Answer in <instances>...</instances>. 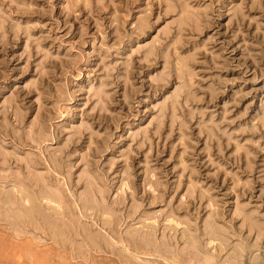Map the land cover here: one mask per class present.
I'll use <instances>...</instances> for the list:
<instances>
[{"label": "rangeland", "instance_id": "374dc122", "mask_svg": "<svg viewBox=\"0 0 264 264\" xmlns=\"http://www.w3.org/2000/svg\"><path fill=\"white\" fill-rule=\"evenodd\" d=\"M182 2L199 24L179 22ZM182 82L190 98L180 94L173 115ZM30 171L61 199L41 195ZM87 172L103 205L84 203ZM0 188L41 213L1 216L0 264L102 252L189 264L193 246L233 264L237 243L236 264L263 263L264 0H0ZM243 211L261 223L259 238ZM210 216L228 241L205 235ZM47 222L70 242L56 243ZM141 231L158 244L138 242ZM12 235L41 255L19 258Z\"/></svg>", "mask_w": 264, "mask_h": 264}, {"label": "bare ground", "instance_id": "6f19581e", "mask_svg": "<svg viewBox=\"0 0 264 264\" xmlns=\"http://www.w3.org/2000/svg\"><path fill=\"white\" fill-rule=\"evenodd\" d=\"M180 15H179V22L182 23H194V24H199V15H198V10L196 8H194L192 5H190L188 2H182V4L180 5ZM186 62V61H185ZM182 65V64H181ZM185 72V71H184ZM180 76V75H179ZM186 77V76H185ZM183 79V77H181ZM180 78V79H181ZM182 81V80H181ZM185 81V80H184ZM180 85V84H179ZM178 85V86H179ZM182 86H180L179 88L177 87L176 89H178L177 91L174 90L176 93H174V98H173V115L175 114V103L179 100V95L182 94L183 92H186V98L189 99L190 98V93H189V89L186 85L185 82H182L181 84ZM99 92V96H101L102 93V89L100 88ZM103 95V94H102ZM172 101V100H171ZM164 108V106H163ZM164 111V110H163ZM22 116V115H21ZM39 118V117H38ZM172 118H174V116H172ZM35 119V118H34ZM33 121V120H32ZM34 122V121H33ZM162 122V121H161ZM32 124V123H31ZM35 124V123H33ZM41 125V124H40ZM34 126V125H33ZM32 126V127H33ZM38 128V126H37ZM32 129V128H31ZM39 130V135H41L43 133V129H36ZM37 137V136H36ZM40 138V137H39ZM42 142V141H41ZM35 171V170H34ZM30 171V178H31V182H34V184L36 186L40 187V194L41 195H47L56 199H61L59 193L52 188L51 186H49L48 184H46L45 180L43 179L42 173H33L31 175ZM88 173V172H87ZM86 180H85V191H84V195H81L84 197V203L87 205H93V206H99V205H103L101 204L102 202H105L103 200V198L100 200V197H102L103 194V190H102V186L100 185L99 179L92 174L86 175ZM84 176V177H85ZM100 178V177H99ZM32 185V184H31ZM36 194V193H35ZM17 194L12 190V189H7V190H3L0 188V218L1 216H5L7 220L11 219L10 216H13L16 220H34L36 215L41 214L37 209H27L25 207V205H23L22 201H20L21 199H17ZM101 201V203H100ZM116 205V204H115ZM105 203H104V207H105ZM101 207V206H100ZM103 208V207H102ZM106 208V207H105ZM91 209V208H90ZM95 209V208H94ZM98 209V208H97ZM243 222L244 224H247L250 228V230H257V234H258V238L260 237L261 233H262V225L261 223L255 218V214L252 211H243ZM109 217V216H108ZM4 219V220H5ZM47 220V219H46ZM110 221V220H109ZM49 224V222H47ZM105 223V222H104ZM142 223V222H141ZM51 228L54 229V234H53V238L54 241L56 243H65L66 241L70 242V239L67 238L66 234H65V230L58 228L56 225H52L49 224ZM1 226V225H0ZM15 226V224H13V227ZM4 228V227H3ZM7 228V226H6ZM15 229H17V227L15 226ZM139 231V230H138ZM144 231V230H143ZM1 232V231H0ZM130 232V231H129ZM133 232V231H132ZM131 232V233H132ZM135 232V231H134ZM133 232V233H134ZM19 233V232H18ZM136 233V232H135ZM155 233V232H154ZM204 233L205 235L209 236V237H214V238H221L224 241H228V229L220 222L216 221L212 216L208 217L205 220L204 223ZM149 234V233H148ZM20 235V234H19ZM19 235H12L11 237L13 239H15L16 242L15 246L13 247L12 251H16L18 252V257L21 258L22 255L21 254H26L28 256H31V260H33L32 258H34L35 254L41 252V248L42 245H38V242L35 240L33 241L32 239H29V241L26 240V242L30 243V245H26V242L23 240L24 237L19 236ZM134 235V234H133ZM88 239L90 240V242L97 247V245L99 246V242H100V236L97 234H87ZM151 236V235H150ZM157 236V235H156ZM230 236V235H229ZM22 237V238H21ZM136 238L138 240V242L143 243V245H156L158 244L156 241V238H154V236L149 237L146 234H142L141 233H137L136 234ZM191 239V238H188ZM121 240V239H120ZM201 240V239H200ZM215 240V239H214ZM257 241V240H256ZM56 243H53V245H55ZM162 243V242H161ZM230 243V242H229ZM235 243V242H234ZM257 243V242H256ZM253 243L250 245V249L251 252L253 250H255L257 248V244ZM50 244V243H49ZM5 245V244H3ZM44 245H47L44 244ZM73 247L74 242L72 243ZM163 245V244H162ZM168 245V244H167ZM6 246V245H5ZM166 246V245H165ZM245 246V245H244ZM244 246L241 243H237V246L234 247V252L232 254L229 255L228 258H226V260H230L233 262V264L239 263L242 261V255H243V250H244ZM49 247V246H47ZM45 247V248H47ZM54 247V246H53ZM176 247V246H175ZM5 248V247H4ZM83 248L82 244L78 245V253H82L81 250ZM1 249V248H0ZM48 249V248H47ZM61 249V247H60ZM66 247L64 249H62L60 252H67ZM68 249V247H67ZM74 249V248H73ZM127 249V248H126ZM11 250V249H10ZM91 250V249H90ZM129 250V249H128ZM162 250V249H161ZM247 250V248H246ZM184 251V250H183ZM69 252V251H68ZM73 252V250H72ZM90 252V251H89ZM185 253H188L189 256H192L191 258H193V261L189 262V264H223V262L225 261V259H221L219 260L218 258L215 257V255L212 254H207L202 257L200 255V253L198 252V249L196 248V246H193L192 249L184 251ZM13 253V252H10ZM49 253V252H48ZM47 253V254H48ZM60 253V254H61ZM141 253V252H140ZM146 253V252H145ZM162 253V252H161ZM8 254V253H7ZM14 254V253H13ZM40 254V253H39ZM43 255L45 254L42 253ZM59 254V253H58ZM68 254V253H67ZM65 254V255H67ZM203 254V253H202ZM205 254V253H204ZM10 255V254H8ZM32 255H34L32 257ZM38 255V254H37ZM41 255V254H40ZM52 255V254H51ZM50 255V256H51ZM89 256H87L86 259H82V260H78L77 263L74 264H131V263H124L122 261V255H118L117 256H111L107 253H98V254H93L90 253L88 254ZM147 255V254H146ZM46 256V255H45ZM63 256V254H62ZM70 256L71 258H74V253L70 252ZM136 256V255H135ZM41 257V256H40ZM47 257V256H46ZM49 257V256H48ZM159 257V256H156ZM181 257V256H180ZM30 258V257H29ZM44 258V257H42ZM53 260L52 256L49 257ZM55 258V257H54ZM57 258V257H56ZM59 258H61V256H59ZM66 258V257H65ZM125 258V257H124ZM46 259V258H45ZM64 259V258H63ZM75 259V258H74ZM149 259V258H148ZM259 259L258 254L254 253L252 255V260L257 261ZM60 261L62 259H59ZM68 260V258H67ZM73 260V259H72ZM133 260V259H132ZM146 260V259H145ZM184 260V259H183ZM264 260V259H263ZM49 261V260H47ZM64 261V260H62ZM66 261V260H65ZM64 261V262H65ZM128 261V260H127ZM197 261V263L195 262ZM26 262V261H25ZM53 262V261H51ZM37 263V262H36ZM66 263V262H65ZM70 263V262H68ZM136 263V262H135ZM39 264V262H38ZM163 264V263H160ZM230 264V263H229ZM261 264H264L261 263Z\"/></svg>", "mask_w": 264, "mask_h": 264}]
</instances>
